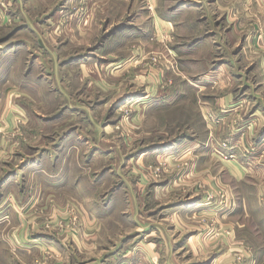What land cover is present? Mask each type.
I'll return each instance as SVG.
<instances>
[{
	"label": "crops",
	"instance_id": "obj_1",
	"mask_svg": "<svg viewBox=\"0 0 264 264\" xmlns=\"http://www.w3.org/2000/svg\"><path fill=\"white\" fill-rule=\"evenodd\" d=\"M35 1L7 0L2 7L0 0V264H34L39 256L44 258L43 264H242L236 256L241 257L244 250V264L254 263L252 251L257 245L245 240L247 224L242 218L251 215L247 203H255L264 224V83L257 82L256 87L251 75L256 70L264 74V61H255L264 56L258 54L255 43L256 0H125L128 7L137 6V17L129 23L112 20L120 0H104L101 6L97 1L103 0H44L47 10L57 2L61 10L76 6L69 18L65 14L58 20L64 30L61 28L62 47H57L55 59L49 49L39 53L29 49L26 35L37 33V28L14 8L18 4L30 7ZM55 13L46 15L41 25L49 26ZM70 24L73 38L66 33ZM44 35L34 41L44 40ZM119 35L124 47L121 52H129L125 42H157L182 72L194 74L195 80L189 76L186 85L202 92L198 106L202 123L199 129L187 124L186 130L139 147L138 162L143 160L144 168L138 181L114 182L111 190L100 195L97 190L105 181L75 178L90 165L82 166V153L98 150L90 140L94 133L80 126L48 129L43 139L51 138L53 146L40 149L32 144V132L38 121L62 118L68 105L79 106L74 111L84 115L98 105L123 104L127 108L132 104L146 112L151 106L174 104L175 85L158 94L133 91L135 94L110 103L118 91L114 76L123 71V61L118 59L123 55L112 50L99 55L98 49ZM18 36L25 37L14 42ZM259 36L263 38L264 33ZM70 42H77L79 48L69 52ZM71 74L73 78H69ZM119 86L126 88L123 83ZM42 107L57 108L46 115ZM142 118L139 113L133 116L137 122ZM144 120L146 124L147 118ZM145 124H141L142 133ZM20 139L25 152L17 149ZM101 151L114 154L116 150ZM192 153L201 157L193 159ZM221 153L232 154L233 159H225ZM17 155L25 157L18 170L25 172L24 181H18L17 169L10 170L19 167ZM159 158H174L182 166L173 167L172 176L164 181L154 177L146 181L145 163ZM210 159L233 177L234 185L247 183L255 192L238 194L236 206L214 194L205 195ZM36 176L40 187H48V196L39 204L30 185ZM219 183L225 185V181ZM70 199L83 207L79 208V226L68 236L66 232L55 236L48 230L39 231L36 222L55 211L53 207L66 206ZM250 229L251 224L248 233ZM44 250L57 257L41 255Z\"/></svg>",
	"mask_w": 264,
	"mask_h": 264
},
{
	"label": "rangeland",
	"instance_id": "obj_2",
	"mask_svg": "<svg viewBox=\"0 0 264 264\" xmlns=\"http://www.w3.org/2000/svg\"><path fill=\"white\" fill-rule=\"evenodd\" d=\"M5 1L7 3V0H3L4 5H2V7H5ZM19 1L23 3V0ZM43 1L44 0H37L34 4H30V7L27 6V8H25L21 4H18L17 6L15 5L14 8L17 7L16 9H19V12L22 11V17L28 18L31 23L35 24L34 27L37 28V33H28L26 35V38H28L27 45H29L30 47L29 49L33 50L34 52L37 51V53H39V51L41 52L49 49L53 52V58L55 59L57 47H62V44L59 40L62 39L61 31L64 30V26H62L61 24H59L58 26V20L60 17H62L60 19H64L65 14H67L66 18H69L70 12H74L76 6L75 4H70L69 6L72 7L71 9H69L70 11L63 9L61 10L60 2H57L56 5L59 6H57L56 9H58L59 7L58 11H61V16H59L60 12L57 11V13L56 10H53L56 5L53 4L51 6V9L47 10L45 9V5L48 4H44ZM97 2L98 5L101 6L104 0ZM256 2L258 4V16L255 17L257 19L255 33L258 34V39L255 43L256 46L259 45L257 51L261 56V54L264 55V36L263 38H260L259 35L264 33V0H256ZM128 5L129 4L125 0H120L119 3L115 5L114 10L112 11V20L114 22L127 21L129 23L131 22V20H134L137 17V6L134 8L132 6L128 7ZM53 12H56L55 16L53 15L50 18H54V20L49 21L50 23L47 22V24L49 23V26H42V19L46 18V15H51ZM141 14H143V11ZM103 18H105V16ZM44 20L45 19H43V21ZM259 20H261V23ZM19 23L20 22H18L16 25H19ZM71 24L69 26L66 25V33L71 34V37L68 36L69 38H73L74 27ZM5 31L6 30H4L2 33H5ZM9 31L10 30L8 29L7 32ZM42 33H45L46 38L44 40L39 39L38 41H34L36 38H39V35H41ZM83 34H86L85 30L83 31ZM23 37L25 36H18L13 39V41H19V39ZM114 39L110 40L105 48L103 47V49H98L99 55H106L108 52H111V50L118 53L119 56L123 55L122 57L118 58L123 61V65H120L123 71H117L118 74L114 76L116 77V80H118V82H116L115 80V85L118 91L113 93L114 97H112L110 103L127 98V96H129L128 93H130L131 95L135 94L133 91H137L136 93L149 92L158 94L165 92V90L175 85L176 87H178V89L173 88V91L176 93V95H174L176 97L174 104L151 106L146 112H143L141 107L136 105L133 106L132 104H129L130 107L127 108H123V104H108L103 105L102 107L98 105L94 112L88 110L87 114L84 115L77 114L78 112L74 111L73 108L79 106L68 105V109L65 111V114L62 118L57 121L45 123L38 121L35 123L34 132H32V144L39 146L38 148L40 149L45 148L46 146H53L50 140L51 138L43 139L46 135L45 131L48 129L52 131L54 129L61 131L62 129H70L74 126H80L81 129L89 130L94 133L92 135L93 137L90 140H93L91 142L98 148L99 151L96 150L94 154L86 155L82 153L80 159V161L82 162V166L86 165L87 162H90V165L89 167L87 166L86 169H82L80 172H77L75 178H77V180L79 181H105L104 186L102 188L99 187L97 190V193H100V195L103 193V191L111 190L115 185L114 182L118 183V181H138V173H140V171L143 172L144 168L143 160L141 161V163L138 162L139 154L137 150L139 147H142L143 145L149 144L151 142L158 141L160 140V137H168L171 133H173V131L179 133L180 131H182V129L186 130L187 124L194 125L197 127V129H199L198 127H201L202 123L198 107L199 103L201 102L200 100L203 98L202 92L195 87L186 85V83L189 82V76L192 78V81L195 80L194 74L191 75L190 73V75H187L184 73L187 71L182 72L183 70L180 68V66L178 68L175 60L169 59V57H167L163 50L164 47L161 48L157 42H125L126 45H129H127V48H129V52H121L124 51V47H122L123 45H121V36L119 35ZM6 45L7 44H4V46ZM261 46L262 48H260ZM23 48V51H25V47ZM75 48H79V44L77 42H70V45L66 49L71 52V50H74ZM83 50L85 51L87 49L83 48ZM140 51H143V53H140ZM26 54L27 53L25 51V56H27ZM263 57H260L255 61L258 60L259 64H261V62L264 61ZM55 66L58 67L59 65L55 63ZM262 66L264 67V63L262 64ZM262 71L264 72V69ZM251 75L253 77V84H256V87H258L257 82L264 83V74L260 70L254 71V74ZM73 77L74 75L71 74L69 78ZM122 83L126 84V90L123 88V86H119ZM262 96L263 94L261 95V97ZM102 98L104 97L101 96V99ZM56 108L57 107H50L49 110H47L42 107L40 110H42L44 114L50 115L53 113V111L56 110ZM64 108L65 107H61V110L64 111ZM138 113L140 117H143V120L140 119L141 122L133 120L134 114ZM81 117V123L77 122L78 119H81ZM145 118H147L146 124L144 120ZM140 123L142 125L145 124V133L141 132L143 126H141ZM81 143L82 148H87L88 144H85L84 142ZM17 146V149L19 151L25 152L26 149L22 147L23 140L19 141V145L17 144ZM110 147L116 150L114 154L101 151V149L103 148L104 150H110ZM225 148H227V145L225 146ZM33 151H35V149ZM84 151H88V149L83 150L82 152ZM222 155L227 156V159H233L231 158L233 156L232 154L222 153L221 156ZM129 156L132 157L131 161L129 159ZM191 156L193 159L201 157L197 153H192ZM12 158L13 159L10 161L13 163L15 157L13 156ZM24 158V155L23 157L17 155L16 162L19 167H12L10 170H20L21 167H23L21 164V160H23ZM196 162L194 160L193 168H196L198 166V162ZM140 165H142L141 169ZM208 165V173L210 174V177L206 181L210 182H208V189H205L204 191L205 195L214 194L216 196H219L222 201L225 200V202H229L231 205H233L234 203V206H236L238 204L236 203V199L240 197L238 196V194L249 195L255 192V188L247 183L244 184L243 182H238L234 185L231 180L233 177H228L225 171H220L221 167L215 159H210L208 161ZM145 166L146 168L143 177L145 176L144 179L146 181L153 179V177L156 179L160 178L162 181H164L171 175L169 173L171 169H173V167L179 168L182 166V164L179 165L174 160V158L169 161L165 160L164 158H159L154 160H147ZM104 170L106 171L104 172ZM17 173L19 175V177L17 176V178L19 179L18 181H24L23 177L25 172L22 173L21 171H18ZM73 173H75V170ZM105 173L107 174L105 175ZM39 176L41 175H38V177ZM33 178H35V181L30 180L31 182H33V184H30L33 188L32 195L36 200L35 202H37L36 204H39L45 196H48V187H40L41 184L38 185L39 178H37V176ZM219 181H225V185L220 184ZM112 184L114 185L111 186ZM102 185L103 184H101V186ZM18 190H20V185L18 187ZM210 198L211 197H209V199ZM77 202L78 201H76L75 199H70V201H67L65 203L66 206L63 205L64 207H62L61 209L53 207L55 211L52 210L50 215H48V213H45V218L36 222V227L39 228V231H51V233H53L55 236L59 234H62L64 236V232L67 233V236L68 233L70 235L79 226L81 215V212L79 215V211L80 209L83 210V207L80 208V204ZM247 204L248 210L250 211L251 215L250 217L242 218V221L246 222L245 224H247L245 228L246 232H243V235L245 236V240H247L248 242L250 241V245L254 246L255 243L257 245V250L252 251V257L254 258V263L252 262V264H264V224L260 223L262 221L261 219L263 217V213L259 208L257 209L255 203ZM47 209L48 207L45 208V211ZM249 224L252 225V229H250L251 233H248ZM244 252L242 251L241 257L236 256L237 261L241 258L240 262L242 264L246 262L247 258L246 255H244ZM246 253H250V251H246ZM41 255L49 258L54 254H51V251L44 250L43 254ZM54 256L57 257L56 255ZM42 261H44V258L42 256H39L34 260V264H43Z\"/></svg>",
	"mask_w": 264,
	"mask_h": 264
},
{
	"label": "built area",
	"instance_id": "obj_3",
	"mask_svg": "<svg viewBox=\"0 0 264 264\" xmlns=\"http://www.w3.org/2000/svg\"><path fill=\"white\" fill-rule=\"evenodd\" d=\"M224 146H226V145H224ZM222 154V153H221ZM224 158H226L227 159V156H224V155H222Z\"/></svg>",
	"mask_w": 264,
	"mask_h": 264
}]
</instances>
